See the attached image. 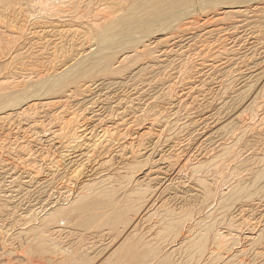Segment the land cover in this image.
Returning <instances> with one entry per match:
<instances>
[{
	"label": "rangeland",
	"instance_id": "374dc122",
	"mask_svg": "<svg viewBox=\"0 0 264 264\" xmlns=\"http://www.w3.org/2000/svg\"><path fill=\"white\" fill-rule=\"evenodd\" d=\"M8 1L0 3V264H131L112 255L120 239L107 227L82 228L76 212L47 223L95 170L92 183L126 187L121 200L146 191L136 198L147 218L138 233L172 250L174 262L264 264V0ZM94 23L102 39L90 35ZM88 49L110 63L83 79L69 64ZM72 117L88 133L82 153L60 136ZM163 218L180 226L166 230ZM208 221L216 226L205 257L192 244V253L179 248L184 232L207 234ZM35 230L55 251L29 253Z\"/></svg>",
	"mask_w": 264,
	"mask_h": 264
},
{
	"label": "bare ground",
	"instance_id": "6f19581e",
	"mask_svg": "<svg viewBox=\"0 0 264 264\" xmlns=\"http://www.w3.org/2000/svg\"><path fill=\"white\" fill-rule=\"evenodd\" d=\"M71 1V0H70ZM73 1H76V0H72L71 2H73ZM237 1V0H236ZM169 3H171V2H173L174 4H175V1H173V0H169L168 1ZM0 3L1 4H7V3H9V1L8 0H0ZM76 3V2H75ZM172 4V3H171ZM179 5V4H178ZM46 6V5H45ZM71 6V5H70ZM76 6H77V4H76ZM162 6V5H161ZM73 7V6H72ZM76 8V7H75ZM188 8H190V7H188ZM178 9V8H177ZM77 10H79V9H76V10H73V11H75L76 13V16L78 15L77 13L79 12L80 13V11H78L77 12ZM172 10V9H171ZM54 11H56V10H54ZM57 12V11H56ZM61 12H64V11H61ZM61 12H60V14H61ZM175 12V11H174ZM177 12V11H176ZM53 13V12H52ZM82 13V12H81ZM55 15H56V13H54ZM63 14V13H62ZM171 14V13H170ZM169 14V15H170ZM172 14H173V16L175 17V15H174V13L172 12ZM175 14H177V13H175ZM57 15H59V11H58V14ZM81 15H83V13L81 14ZM80 15V16H81ZM148 15V14H147ZM61 16V15H60ZM65 16V15H64ZM63 16V17H64ZM79 16V15H78ZM170 16H172V15H170ZM54 17V16H53ZM57 17H59V16H57ZM82 17V16H81ZM80 17V18H81ZM142 17H144L143 15H142ZM141 17V18H142ZM146 17V16H145ZM174 17H172L173 19H174ZM76 18H78V17H76ZM141 18L139 19V20H141ZM171 18V19H172ZM63 19V18H62ZM143 20V19H142ZM155 20V19H154ZM143 22H145V20H143ZM149 23V24H153V21H152V23H150L149 21H147L146 20V22L145 23ZM144 24V23H143ZM101 25V24H100ZM100 25L98 24V23H94L93 25H91L90 27H89V31L91 32V34L90 35H92V33H99L98 35H100V38H101V36H103L104 34H106V32L105 33H103V32H101L100 31V29H99V27H100ZM148 27V26H147ZM97 30H99V31H97ZM88 31V33H90ZM87 32H85V34H86ZM106 36V35H105ZM85 37H86V35H85ZM84 37V38H85ZM92 37V36H91ZM83 38V39H84ZM103 38V37H102ZM101 38V39H102ZM107 39V38H106ZM108 39H110V38H108ZM92 40H93V38H92ZM112 39H110V41H111ZM84 41H85V39H84ZM107 42H108V40H106ZM110 41H109V44H110ZM88 42V41H87ZM112 42V41H111ZM82 43V42H81ZM93 42H90L89 44H92ZM108 44V45H109ZM112 44H113V42H112ZM111 44V45H112ZM85 46H87V45H85ZM84 46V47H85ZM93 47V46H92ZM96 47V46H95ZM99 47V46H98ZM109 47H110V45H109ZM94 49V48H93ZM96 49H97V47H96ZM90 50H92V49H88L87 51L89 52ZM96 51V50H95ZM95 51L93 52H89V53H87V52H85V53H87V54H83V56H81V57H79V59L76 57L75 59H77V61H76V64H75V61H74V63H73V61H72V63L73 64H75V65H71V64H69L70 65V67H73V66H75L76 68H75V70L76 69H78V68H82V69H79L78 71H79V77H83V76H88V75H91V74H94V73H97L98 71H100V69H103V67L105 68L107 65H108V63H110L109 61H110V57H101L100 58V56L99 55H103L102 54V51H100L99 53L98 52H96L95 53ZM136 51V50H135ZM83 52V51H82ZM105 52V51H104ZM103 52V53H104ZM137 52V51H136ZM99 54V55H98ZM133 54H134V52H133ZM132 54V55H133ZM96 55V56H95ZM127 55V54H126ZM126 55H124V57L126 56ZM130 55H131V53H130ZM105 56H106V54H105ZM129 57V56H128ZM127 57V58H128ZM135 57H136V55H135ZM138 57V56H137ZM140 57V56H139ZM122 59H124L123 57H122ZM126 59V58H125ZM119 60V59H118ZM120 61V60H119ZM122 61V60H121ZM120 61V62H121ZM119 62V63H120ZM118 63V62H117ZM86 64H88L85 68H83V66L84 65H86ZM68 66V65H67ZM117 66V65H116ZM64 67H66V66H64ZM113 67V66H112ZM111 67V68H112ZM65 69V68H64ZM71 68H69V70H70ZM117 69V68H116ZM116 69H115V71H116ZM68 69L66 70V71H64V72H62V73H66V72H68L69 71ZM72 70H73V68H72ZM71 70V71H72ZM75 70H74V72H75ZM113 70H114V68H113ZM118 70V69H117ZM71 71H70V73H71ZM120 71V70H119ZM110 73H112V72H110ZM119 73V72H118ZM73 74V72L71 73V75ZM77 76V77H78ZM107 76V75H106ZM115 76V75H114ZM76 77V78H77ZM85 77H83V79L85 78ZM106 78V77H105ZM81 79V78H80ZM102 79V78H101ZM92 80V79H91ZM106 80V79H105ZM76 81H78V79L76 80ZM93 81V80H92ZM102 81V80H101ZM112 82V81H111ZM75 83V82H74ZM105 83V82H104ZM3 84V83H2ZM8 84H9V82H8ZM7 85V84H6ZM51 86V85H50ZM50 86H48V88L50 87ZM54 86H58V84H54ZM54 86H52V88L54 87ZM69 86V85H68ZM59 87V86H58ZM8 88H11V87H8ZM46 88V87H45ZM52 88H50V90L52 89ZM55 88V87H54ZM84 88H85V86H84ZM47 89V88H46ZM4 90V89H3ZM42 90V89H41ZM1 91H2V89H1ZM60 91H62V90H60ZM11 92H12V90H11ZM41 92V91H40ZM43 92V91H42ZM51 92V91H50ZM70 92V91H69ZM13 93V92H12ZM60 93V92H59ZM64 93H66V92H64ZM1 94V93H0ZM3 94V93H2ZM1 94V95H2ZM10 94V93H9ZM74 94V93H73ZM8 96L6 93L4 94V96ZM13 95H14V93H13ZM75 95V94H74ZM10 96H12V94H10ZM66 96V95H65ZM13 97V96H12ZM33 96H31V98L30 99H33L32 98ZM36 97V96H35ZM1 99V98H0ZM14 99V98H13ZM28 99H29V97H28ZM29 99V100H30ZM60 99V98H59ZM1 100H3V96H2V99ZM6 100V99H5ZM25 100V99H24ZM28 100V101H29ZM11 101H15V100H11ZM25 101H27V99L25 100ZM34 101H36V100H34ZM31 104V103H30ZM25 107V106H24ZM12 108H14V107H12ZM12 108H10V109H12ZM16 108V107H15ZM15 108H14V110H15ZM18 108V107H17ZM23 108V107H22ZM27 108H28V106H27ZM25 109V108H24ZM29 109H30V107H29ZM3 111V110H2ZM10 111V110H9ZM23 111V110H22ZM22 111H20L21 112V114H22ZM25 111V110H24ZM27 112V111H26ZM2 113V112H1ZM19 113V112H18ZM10 114V113H9ZM1 115V114H0ZM7 115V114H6ZM18 115H20V114H18ZM22 116H24V112H23V115ZM3 117V116H2ZM87 132V130H86V128H85V126L84 125H80V126H77V124H76V121H75V118L74 117H72V118H70L69 119V121H67L66 123H65V125L63 124V131H62V133L60 134V136H63V137H65L66 138V140H67V142H68V144H69V146H70V148H71V150L70 151H73V150H76V149H80L79 151H81V153L82 152H84V151H82V148H83V146L82 145H84V140L86 139V137L85 136H87V134L88 133H86ZM91 135V134H90ZM105 136V135H104ZM107 136V135H106ZM110 136V135H109ZM111 137V136H110ZM105 138V137H104ZM110 139H112V138H110ZM109 140V139H108ZM86 141V140H85ZM110 141V140H109ZM86 145V144H85ZM95 146V145H94ZM92 148H94L93 146L90 148V149H92ZM95 150H96V148H94ZM91 151H93V149L91 150ZM74 153V152H73ZM80 153V152H79ZM72 154V153H71ZM70 154V155H71ZM86 154V153H85ZM69 155V154H68ZM69 155V156H70ZM74 155V154H73ZM67 156V154L65 155V157ZM83 156V155H82ZM85 157V156H84ZM86 158V157H85ZM69 159V158H68ZM77 160V159H76ZM71 161V160H70ZM66 162H67V160H66ZM69 162V161H68ZM71 163V162H70ZM106 164V163H105ZM102 167V166H101ZM97 168V167H96ZM98 169V168H97ZM190 170H192V169H190ZM97 170H95L94 172V174H91V175H86L84 178H85V180H83L82 182H80V185H81V187H79V189L74 193V195H72L71 197H70V206L69 207H60L59 209L58 208H56V210L50 215V217L48 218V220H47V223H49V222H53V221H56V220H59V219H61V218H65L64 220H67V221H69L70 219H69V217L72 215V214H74V212H76L78 215H79V217H80V222H79V225L82 227V228H90V227H97V226H100L99 228H104V227H107L109 230H110V234H111V232H112V235H113V237L114 238H116V239H120V244H116L117 246H118V248L116 247V252L114 253V254H112L114 257H117V256H120V257H118V260H119V258H121L122 260H126V259H129V261L128 262H130L131 264H181L180 262L178 263H176V262H174V259L175 258H173V256H174V254L175 253H173V254H171L172 253V250L169 252H166V253H164L163 251H162V249H161V247L159 246V244L158 243H156V241H154V240H149V239H147V238H145L144 236H145V234H144V236H141V235H139L140 233H142V232H140V233H138V230H137V227H138V225L140 224V223H142V221L143 220H146L147 218H145V219H143V218H138V217H140L141 215H140V213L142 214V216H143V213H142V209H143V207H144V205L143 204H141L142 203V201H141V203H140V199L138 200V199H136V198H141L140 196H144L145 198H147L146 197V195H147V193H146V191H141V190H137V189H134V190H130V191H128L127 193L128 194H126V195H128L127 197H125L126 199H124V200H121L120 198H118V194L120 193V189L122 188V185L120 186V187H116V186H114V185H112L111 183H109L108 181H107V179L109 178L108 177V175L106 176L107 177V179H106V181L109 183V185H107L106 183H104L103 181H99L98 180V182L99 183H101V184H99V185H97V182H96V184H94V182L92 183V181L93 180H96V179H98L97 177H100L98 174H97V172H96ZM83 172V171H82ZM89 172V171H88ZM91 172H92V170H91ZM103 172V171H102ZM195 172V171H194ZM56 173V172H55ZM79 173H81V171L80 172H78V174ZM193 173V172H192ZM78 174H76V175H78ZM82 174V173H81ZM80 175V174H79ZM80 176H83V174L82 175H80ZM104 176V175H103ZM76 177V176H75ZM121 177V176H120ZM77 178V177H76ZM82 177H80V179H81ZM112 178V177H111ZM78 179H79V177H78ZM102 179V178H101ZM103 179H104V177H103ZM110 179V178H109ZM75 181V180H74ZM105 181V182H106ZM112 181H113V179H112ZM103 182V183H102ZM135 183V182H134ZM104 184H106V185H104ZM111 184V185H110ZM136 184V183H135ZM138 184V183H137ZM79 185V186H80ZM137 186V185H136ZM139 187H140V185H139ZM120 188V189H119ZM126 188V187H125ZM125 188H122V189H125ZM138 188V187H137ZM139 189V188H138ZM208 189V186H206V189L205 190H207ZM231 189V188H230ZM236 189V188H235ZM259 189V188H258ZM128 190V189H127ZM122 191V190H121ZM242 192V191H241ZM135 194V195H134ZM136 194H138L139 195V197H137L136 196ZM148 194H149V192H148ZM70 195V194H69ZM132 195H134V197L132 196ZM230 195V194H229ZM233 195H235L236 196V194H233ZM136 196V197H135ZM221 196H223V195H221ZM225 196V195H224ZM223 196V197H224ZM230 196H232V195H230ZM238 196V195H237ZM243 196V195H242ZM144 197H143V201H145L146 199H144ZM209 197V196H208ZM68 198V197H67ZM233 198V197H232ZM245 198V197H244ZM63 200V199H62ZM67 200H69V199H67ZM220 202V201H219ZM161 204H163V202H161ZM160 204V205H161ZM159 205V206H160ZM220 205V204H219ZM166 205H164V207H165ZM161 207H163V206H161ZM163 207V208H164ZM162 208V209H163ZM161 208H158V210H160ZM144 211L146 210V209H143ZM164 210V209H163ZM161 211V210H160ZM155 212L156 213H158L159 211H157V209L155 210ZM154 212V213H155ZM165 212H167L166 211V208H165ZM164 212V214H167V213H165ZM213 212V211H212ZM159 213H161V212H159ZM151 214V213H150ZM152 214H153V212H152ZM162 214V213H161ZM168 214H169V212H168ZM138 215H140V216H138ZM157 215V214H156ZM160 215V214H159ZM170 215V214H169ZM168 215V216H169ZM173 215V214H172ZM152 216V215H151ZM165 216V215H164ZM167 216V215H166ZM210 217H211V215H209ZM146 217V216H145ZM160 217V216H159ZM176 218V217H175ZM143 219V220H142ZM161 219V218H160ZM159 219V220H160ZM164 219V218H163ZM162 219V220H163ZM171 219H173V217H171ZM180 219V218H179ZM191 219V218H190ZM208 219H209V217H208ZM63 220V219H62ZM63 220V221H64ZM142 220V221H141ZM165 220V221H164ZM163 221L165 222V226H166V230L167 229H175V228H178V226H180V223H178L179 225H171L172 223H169V221L168 222H166L167 220H166V218L164 219ZM195 220V219H194ZM205 220H206V218H205ZM175 221V220H174ZM176 221H178V220H176ZM199 221V220H198ZM197 221V222H198ZM70 222V221H69ZM158 222V221H157ZM159 222H161V220L159 221ZM202 222V221H201ZM203 222H205V221H203ZM209 222V221H208ZM213 222V221H212ZM68 223V222H67ZM174 223H176L177 224V222H174ZM184 223H185V219H184ZM209 223H211V222H209ZM214 223V222H213ZM57 224V223H56ZM158 224H160V223H158ZM193 224H195V222L193 223ZM198 224V223H197ZM196 224V225H197ZM201 224V223H200ZM199 224V225H200ZM45 225V224H44ZM97 225V226H96ZM183 225V224H182ZM195 225V226H196ZM204 225H206V224H204ZM204 225H202V226H204ZM39 226H40V224H39ZM157 226V225H156ZM165 226L163 227V228H165ZM194 226V225H193ZM198 226V225H197ZM196 226V227H197ZM202 226H200V227H202ZM213 226H216V225H213L212 223L211 224H208L207 226H205V229L207 230V234H205V235H202V233L201 234H199L198 233V231L196 232V233H198L199 234V236H200V239H198L199 237L197 236V238L196 239H198L197 241H195L194 243L192 242V240H196V239H193L194 238V236L191 234V232H193V230L192 231H188V232H184L185 234L183 235V236H181L182 238L180 239V241H179V243H178V246H180L179 248H184V246H186V249L192 244L194 247L196 246L199 250H200V252H201V257L202 256H204L205 257V255H202V252L204 251V249L206 248V242L208 241L207 239L210 237V232H211V230L213 229ZM159 227V226H158ZM37 228H39V227H37ZM37 228H35V229H37ZM67 228V227H66ZM157 228V227H156ZM162 228V227H161ZM161 228H159V229H161ZM181 228H183V227H181ZM180 228V229H181ZM40 229V228H39ZM62 229V228H61ZM153 229H154V227H153ZM194 229V228H193ZM202 229V228H201ZM204 229V228H203ZM204 229V230H205ZM214 229H215V227H214ZM25 230V229H24ZM32 230V229H31ZM31 230H29V231H31ZM38 230V229H37ZM91 230V229H90ZM157 230V229H156ZM164 230L165 229H163L162 230V232H163V234L164 233H166L167 234V232L168 231H165L164 232ZM187 230V229H186ZM198 230V229H197ZM206 230L204 231V233L206 232ZM36 231V230H35ZM58 231V230H57ZM56 231V232H57ZM152 231V230H151ZM160 231V230H159ZM21 233H22V231H20ZM24 232V231H23ZM28 232V231H27ZM32 232V231H31ZM31 232L29 233V234H31ZM37 232V231H36ZM51 232V231H50ZM58 232H62V231H58ZM80 232V231H79ZM90 232V231H89ZM107 232V231H106ZM149 232H150V230H149ZM161 232V233H162ZM171 232H173V231H171ZM178 233H179V231H177ZM203 232V231H202ZM214 232V231H213ZM212 232V233H213ZM216 232V231H215ZM55 233V232H54ZM137 233V234H136ZM144 233V232H143ZM142 233V234H143ZM146 233H147V231H146ZM170 233V232H169ZM195 233V234H196ZM79 234V233H78ZM100 234V233H99ZM148 234V233H147ZM151 234V233H150ZM197 234V235H198ZM18 235V234H17ZM25 235V234H24ZM45 235H47V234H43V232L42 233H32L30 236H28V237H26V238H28V240H27V242L29 243V245L27 246L28 247V251H29V253L31 252V253H35V254H41V255H44L46 252H47V250L49 249V248H51V247H49L48 248V246H49V243L47 242V236H45ZM155 235V234H154ZM202 235V236H201ZM216 235V234H215ZM221 235V234H220ZM91 236V235H90ZM92 236H95V237H97V236H99V235H92ZM147 236V235H146ZM150 236V235H149ZM153 236V235H152ZM218 236V235H217ZM22 237V236H21ZM51 237V236H50ZM85 237H87V236H85ZM101 237H102V235H101ZM109 237V236H108ZM112 237V236H111ZM111 238L112 240L114 239V238ZM158 237V236H157ZM178 237H180V236H178ZM178 237H176V238H178ZM215 237V236H214ZM213 237V241L215 240V242L217 243V245H219V246H223V245H225L224 243L226 242V240L224 239V236H223V239L220 237V236H218L217 238H214ZM25 238V237H24ZM75 238V237H74ZM81 238V237H80ZM90 238V237H89ZM86 239V238H85ZM97 239V238H96ZM118 239V240H119ZM154 239V238H153ZM160 239V238H159ZM83 240V239H82ZM109 240V239H108ZM117 240V241H118ZM229 240H231V239H229ZM19 241V240H18ZM23 241V240H22ZM49 242L51 241V240H48ZM91 241V240H90ZM114 241V240H113ZM113 241H111L112 243H113ZM117 241L116 242H114V244L115 243H117ZM175 241H177V239L175 240ZM46 242H47V244H46ZM110 242V241H109ZM22 243V242H21ZM112 243H110V245L112 244ZM160 243V242H159ZM171 244H173L172 242H170ZM210 243V242H209ZM25 244V243H24ZM169 244V243H168ZM26 245V244H25ZM24 245V246H25ZM78 245V244H77ZM114 247V246H113ZM174 247V246H173ZM192 246H190V252L192 253V251H191V248ZM195 247V248H196ZM209 247V246H208ZM53 248V247H52ZM56 248V247H55ZM55 248H53V250L55 251ZM59 248V247H58ZM92 248V247H91ZM89 248L91 251L94 249V248ZM96 248V247H95ZM103 248V247H102ZM177 248V247H176ZM178 248V249H179ZM196 248V249H197ZM64 249V248H63ZM62 249V250H63ZM89 249H88V251H89ZM105 249V248H104ZM174 249V248H173ZM185 249V250H186ZM194 249V248H193ZM207 249V248H206ZM53 250H50V252H51V254L53 253L52 251ZM59 250V249H58ZM108 250H109V248H108ZM165 250V249H164ZM184 250V251H185ZM71 251V250H70ZM86 251V253H89V252H87V249L85 250ZM84 251V252H85ZM90 251V252H91ZM102 251V249L100 250V252ZM115 251V250H114ZM113 251V252H114ZM166 251V250H165ZM177 251V250H176ZM195 251V250H194ZM197 251V250H196ZM20 252V251H19ZM60 252H62V251H60ZM64 252V251H63ZM99 252V253H100ZM111 252V251H110ZM173 252H174V250H173ZM200 252H197V253H200ZM210 252V251H209ZM13 253V252H12ZM15 253V252H14ZM17 253V252H16ZM24 253H26V252H23V254ZM43 253V254H42ZM58 253V252H57ZM57 253H55V254H57ZM69 253V252H68ZM75 253V252H74ZM83 254V255H85L86 257H87V254ZM96 253V252H95ZM196 253V252H195ZM204 254L206 253L205 251L203 252ZM11 254V253H10ZM19 254V253H18ZM21 254V253H20ZM27 254H28V252H27ZM55 254L53 255V256H55ZM59 254V253H58ZM66 254V253H65ZM98 254V253H97ZM106 254V253H105ZM111 254V253H110ZM110 254H108V255H110ZM184 254H186L185 252H184ZM184 254H182V255H184ZM16 255V254H15ZM14 255V256H15ZM26 255V254H25ZM31 255V254H30ZM48 255V254H47ZM63 255V254H62ZM69 255V254H68ZM68 255H66V256H68ZM90 255L91 256H93L92 255V253H90ZM112 255L110 256V257H112ZM173 255V256H172ZM178 255V254H177ZM189 255V254H188ZM197 255V254H196ZM209 255H212V254H209ZM23 256V255H22ZM21 256V257H22ZM34 256V255H33ZM45 256V255H44ZM74 256H75V254H74ZM81 256H82V254H81ZM191 256V255H190ZM190 256H188V257H190ZM193 256H194V254H193ZM234 256V255H233ZM18 257H20V256H18ZM25 257H27V255L25 256ZM37 257H39V256H37ZM41 257V256H40ZM63 257V256H62ZM72 257V256H71ZM207 257V256H206ZM211 257V256H210ZM232 257V256H231ZM17 258V257H16ZM29 258V257H28ZM93 258V257H92ZM92 258H85L84 257V259H83V257H82V262L81 261H79L77 258V261H79L80 263H82V264H112V262H110L109 260H102V261H100V262H98V261H96L97 259H94V261H93V259ZM182 258V257H181ZM187 258V257H186ZM194 258V257H193ZM192 258V259H193ZM108 259V258H107ZM180 259V258H179ZM190 259H191V257H190ZM189 259V260H190ZM191 259V260H192ZM196 259V258H195ZM19 260V259H18ZM17 260V261H18ZM23 260V259H22ZM42 260V259H41ZM61 260V259H60ZM75 260V259H74ZM117 260V261H118ZM121 260V261H122ZM176 260V259H175ZM189 260L187 261V262H189ZM194 260V259H193ZM198 260V259H197ZM38 261V260H37ZM43 261V260H42ZM51 261V260H50ZM50 261H45V262H50ZM74 262L75 264H77V263H79V262ZM120 261V262H121ZM186 261H184V262H186ZM199 261V260H198ZM13 262V261H12ZM23 262H24V260H23ZM26 262V261H25ZM25 262L23 263V264H25ZM44 262V263H45ZM119 262V261H118ZM117 262V263H118ZM194 262H195V260H194ZM230 262V261H229ZM20 263H21V261H20ZM43 263V262H42ZM42 263H39V262H36L35 260H33V261H30V259H29V261H28V264H42ZM43 263V264H44ZM52 263V262H51ZM73 263V262H72ZM116 263V262H115ZM116 263V264H117ZM189 263H191V262H189ZM188 263V264H189ZM118 264H127V260H126V262L124 261H122V263H118ZM183 264V263H182ZM225 264V263H224ZM226 264H228V263H226Z\"/></svg>",
	"mask_w": 264,
	"mask_h": 264
}]
</instances>
